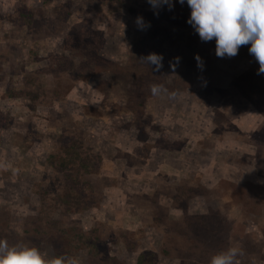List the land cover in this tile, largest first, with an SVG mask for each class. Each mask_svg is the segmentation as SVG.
I'll use <instances>...</instances> for the list:
<instances>
[{"label":"rangeland","instance_id":"rangeland-1","mask_svg":"<svg viewBox=\"0 0 264 264\" xmlns=\"http://www.w3.org/2000/svg\"><path fill=\"white\" fill-rule=\"evenodd\" d=\"M103 2L0 0V239L78 264H137L142 250L158 264H210L160 248L184 211L215 210L227 248L264 264V73L250 45L220 58L168 5ZM129 3L165 32L140 30ZM153 53L159 68L143 59Z\"/></svg>","mask_w":264,"mask_h":264},{"label":"clouds","instance_id":"clouds-1","mask_svg":"<svg viewBox=\"0 0 264 264\" xmlns=\"http://www.w3.org/2000/svg\"><path fill=\"white\" fill-rule=\"evenodd\" d=\"M181 4L185 0H179ZM154 8L168 5L171 0H148ZM191 9L188 23L198 33L201 41L215 39L216 55L231 58L238 55L241 46L250 45L249 54L259 64L258 74L264 73V0H187ZM158 14V13H157ZM140 30L150 27L143 17L135 21ZM159 68L162 56L155 53L143 58ZM198 67H203L200 57H196ZM179 58H177V63ZM3 165H0L2 167ZM242 249L228 247L210 259V264H239L238 256ZM0 264H78L74 258L57 256L48 258L46 252L28 244L9 245L7 240L0 239Z\"/></svg>","mask_w":264,"mask_h":264},{"label":"trees","instance_id":"trees-1","mask_svg":"<svg viewBox=\"0 0 264 264\" xmlns=\"http://www.w3.org/2000/svg\"><path fill=\"white\" fill-rule=\"evenodd\" d=\"M103 3H105V0ZM120 3H123V2L122 1H119V2L112 1V3L107 2V4L115 8ZM126 9L128 12L136 13V15L138 12L139 15L137 17H143L144 21L145 22L150 21V23L154 25L155 29L157 30L160 29L161 31H164L161 29V26L159 24L160 17L156 16L155 12H153L149 8H143V7L137 8L136 6L132 5V3H129ZM169 11L171 12L172 16H175L176 21H178V18H181L183 21L182 22L183 25L190 26V24L187 21L191 15V9H188L187 10L188 12H182L181 8L176 7L174 10L171 11L170 9ZM194 31L195 30L193 29L192 32ZM69 89L70 88H65L64 91L68 93ZM119 107L120 105L115 104L116 110ZM89 109H91V111H93L94 109L95 111H97L98 107H93V106L90 107V105H87L86 110H89ZM217 112L220 113V116L222 115L226 117V115L222 111L217 110ZM68 131H70V133H73L75 130L68 129ZM70 141H71L70 142L71 145L69 147H66L64 151H66V153L68 154L71 152V150H73L72 152L76 154L80 146L74 143L75 140H70ZM69 157L70 158L67 157L65 159L73 161L72 154H70ZM81 159H80L81 160L80 162L78 156L75 157L76 162H74V164L75 163L76 164L74 168L76 169L78 168L79 170H82L83 172V171H86V168L88 167V163H86V160H87L86 158H81ZM155 195L157 196L156 193ZM179 195L181 194L173 195L174 197H173L172 204L181 206L184 210L187 206L188 197H184V201L179 202L178 200ZM145 196L149 198V194H146ZM211 212H215V210L207 212L209 215L208 214H199V215L190 214V213H187V211H184L183 213L185 215L183 216L184 218H180V219L175 218L174 223L176 224V226L175 225L173 226L172 231L169 232L166 230V228L164 229V232H163L164 245L161 246L160 248V251L162 252V254L163 255L173 254L181 258H189V259H193L199 262H209L213 255H215L216 253L222 250H226L227 249V246H226L227 237L224 236L225 234L223 230L226 228V226H222V225L218 226L214 222H211L209 218L211 215ZM163 219H167V217L158 218L157 216L156 220H154V223H157V225H160L162 221L163 222L165 221L167 223L168 220L166 221ZM134 233H135L134 231L128 230V234L131 236V238L125 237L126 235H124V237L121 235L122 241L126 243L127 247L131 250H134L136 247V243L133 240ZM76 237L82 238V240H84L83 239L84 235L80 232L76 233ZM93 247L96 249H100L98 248V245H94ZM192 247H194V249ZM185 251H188V253H185ZM156 254H157V251L153 253L147 250H142V252L137 256V264H144V263L145 264H158ZM242 256L243 255L238 256L239 264H255L254 259H251V258L246 259V257H242ZM116 262L119 263V261H116Z\"/></svg>","mask_w":264,"mask_h":264}]
</instances>
